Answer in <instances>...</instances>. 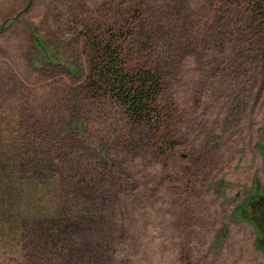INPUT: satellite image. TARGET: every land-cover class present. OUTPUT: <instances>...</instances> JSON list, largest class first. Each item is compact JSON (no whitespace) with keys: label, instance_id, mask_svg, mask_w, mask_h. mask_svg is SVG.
<instances>
[{"label":"rangeland","instance_id":"374dc122","mask_svg":"<svg viewBox=\"0 0 264 264\" xmlns=\"http://www.w3.org/2000/svg\"><path fill=\"white\" fill-rule=\"evenodd\" d=\"M110 34L160 75L156 131L86 87ZM253 178L264 201L246 0H0V264H264Z\"/></svg>","mask_w":264,"mask_h":264},{"label":"trees","instance_id":"16d2710c","mask_svg":"<svg viewBox=\"0 0 264 264\" xmlns=\"http://www.w3.org/2000/svg\"><path fill=\"white\" fill-rule=\"evenodd\" d=\"M246 4L252 16L264 15V0H246ZM118 36V34H110L107 38H92L89 43L92 56L89 59V70L85 78L86 87L96 97L114 99L132 122L144 123L156 131L162 114L158 103L161 91L160 75L146 67L131 65L127 59L125 38ZM259 186L258 181L253 178L252 197L249 200L254 207L259 208L257 219L260 217L261 222L255 226L258 228L262 226V229L264 201L261 193H258ZM254 243L256 247L262 248L258 243Z\"/></svg>","mask_w":264,"mask_h":264},{"label":"flooded vegetation","instance_id":"af4514ba","mask_svg":"<svg viewBox=\"0 0 264 264\" xmlns=\"http://www.w3.org/2000/svg\"><path fill=\"white\" fill-rule=\"evenodd\" d=\"M259 241H260L261 246L264 247V238L262 237Z\"/></svg>","mask_w":264,"mask_h":264}]
</instances>
